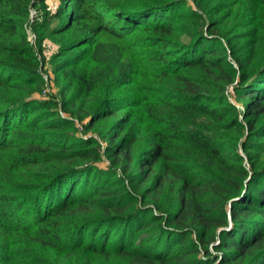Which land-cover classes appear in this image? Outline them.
Listing matches in <instances>:
<instances>
[{"label": "trees", "instance_id": "1", "mask_svg": "<svg viewBox=\"0 0 264 264\" xmlns=\"http://www.w3.org/2000/svg\"><path fill=\"white\" fill-rule=\"evenodd\" d=\"M32 1L0 0V264H264V0Z\"/></svg>", "mask_w": 264, "mask_h": 264}, {"label": "rangeland", "instance_id": "2", "mask_svg": "<svg viewBox=\"0 0 264 264\" xmlns=\"http://www.w3.org/2000/svg\"><path fill=\"white\" fill-rule=\"evenodd\" d=\"M32 3L34 2L32 1ZM187 4L189 7L193 9H195L196 7L193 0H187ZM58 6H59L58 0H45L46 11H48L50 14H55L58 9ZM33 8L34 6L32 4L30 9L32 12L34 11L35 14L33 16L34 18L32 22H30V19L28 18V21L26 23L25 33L27 36L28 44L32 47V49L35 52V55L37 56V59L40 61L41 74H42V77L44 78V88L42 89V92L39 94L38 93L34 94V97L36 98L56 97L58 93V89L54 83V76L52 72L53 67H52L51 60H52V57L58 53L59 45L53 40H48V39H44L40 41L38 40L36 27L38 24H41L43 21V11H41V9H39L38 7L36 10L35 8L34 9ZM36 13L38 16H36ZM56 24L57 22L55 20H52V25L55 26ZM33 35L35 36V38ZM233 94L234 92L230 93L228 89V96L230 98L233 97ZM86 122L87 120L83 121V123L76 122V120L74 121L75 128H76L75 132L77 136L81 138H87V137L93 136L94 138L98 139L97 135L92 132L88 134L84 133L83 124H85ZM107 164H108L107 160L104 159L101 162L100 166L101 168H106Z\"/></svg>", "mask_w": 264, "mask_h": 264}, {"label": "built area", "instance_id": "3", "mask_svg": "<svg viewBox=\"0 0 264 264\" xmlns=\"http://www.w3.org/2000/svg\"><path fill=\"white\" fill-rule=\"evenodd\" d=\"M34 8H35V10L37 9V7H34ZM34 8H33V9H34ZM34 14H35L34 11L32 12L31 9L29 8V19H30V22L33 21V18H34L33 16H34ZM36 16H38L37 13H36ZM36 16H35V17H36ZM33 36H34V35H33ZM34 38H35V36H34ZM28 40H29V39H28ZM29 41H30V40H29ZM229 92H230V93H233V89H232V88H229Z\"/></svg>", "mask_w": 264, "mask_h": 264}]
</instances>
